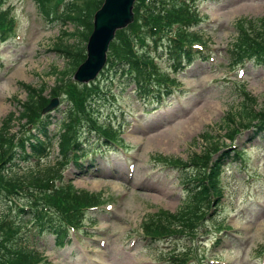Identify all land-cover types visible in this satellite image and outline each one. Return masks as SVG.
Returning a JSON list of instances; mask_svg holds the SVG:
<instances>
[{
  "label": "rangeland",
  "instance_id": "obj_1",
  "mask_svg": "<svg viewBox=\"0 0 264 264\" xmlns=\"http://www.w3.org/2000/svg\"><path fill=\"white\" fill-rule=\"evenodd\" d=\"M10 3L17 29L11 39L0 44V123L10 113L19 116L22 111L28 96L21 84L36 89L46 86L44 95L48 96L61 78L72 76L77 64L54 48L57 41L60 43L63 32L85 31L75 24L47 23L36 0H10ZM196 11L201 18L198 28L204 41L203 53L210 56V60L201 58L199 53L190 65L184 62L183 69L172 70L167 58H158L157 72L176 80L174 85H169L171 96L161 102L144 103L137 97L135 85L129 83L125 89H114L113 98L109 95L108 101L97 104L103 111L100 115L113 109L117 115L125 112L127 122L123 126L125 131H121L123 142L120 145L125 150L93 153L91 156L101 161L98 172L89 171L94 160L90 156L92 161L82 164L85 169L70 164L65 176L74 180L72 185L77 192L102 195L105 201L115 205L111 204V209L107 206L111 211L103 210L91 216L95 226L88 230L90 234L84 229L80 235L73 234V238L79 235L80 241L74 238L71 244L59 248L51 235L39 239L34 246L44 256L46 264H173L176 262L170 256L176 254H184L187 264H264V137L247 144L252 135L250 128L243 129L237 140L240 149L250 153L247 163L227 165L221 177L225 186L224 200L218 206L212 205L198 235L164 238L152 244L145 241L142 234V229L150 222L176 215L188 198L180 181L195 167L177 170L169 166L165 158L181 159L185 163L204 153L203 133H210L221 142L226 134L227 115L239 116L245 98L254 100V110L264 108V67L255 62L237 70L235 63L230 62L228 51L237 38L236 24L240 20L264 17V0H197ZM71 37L66 45L86 50L87 42L80 34ZM139 53L143 59L150 58L151 63L145 48ZM110 55L114 56L113 51ZM115 68L116 62L104 77L98 76L96 80L101 78L100 83L105 88L115 87L119 83L112 75ZM160 87L166 91L165 84ZM61 99V111L53 113V129L67 110V104ZM204 106L214 107L215 111L202 115L187 134L182 131L179 124H185ZM133 117L139 121L136 127ZM153 122L158 125L151 131ZM21 127L15 124L13 133L20 131L19 137L24 138L32 127L26 125L20 130ZM153 133L173 138L174 146L166 140L160 141L165 144L147 147ZM222 141L227 145L224 139ZM58 158L59 151L54 145L51 156L42 165L52 164ZM134 161L139 162V175L129 180L126 171ZM20 165L19 173L30 167L29 171L37 169L36 165L25 162ZM94 165L98 166L97 161ZM157 187L163 189V194ZM123 192H128V196L122 198ZM119 197L122 199L118 200ZM7 206L0 202V219ZM12 209L16 211L13 206ZM165 211L163 215H156ZM173 223L177 225L176 221ZM168 227L171 230L170 225ZM104 240H108V253L100 249ZM132 241H136L133 248ZM163 260L166 262H161Z\"/></svg>",
  "mask_w": 264,
  "mask_h": 264
},
{
  "label": "trees",
  "instance_id": "obj_2",
  "mask_svg": "<svg viewBox=\"0 0 264 264\" xmlns=\"http://www.w3.org/2000/svg\"><path fill=\"white\" fill-rule=\"evenodd\" d=\"M1 1L3 0H0V35L5 40L13 31L14 16L10 8L6 11L1 9L3 4ZM103 1L36 0L39 10L47 23L54 24L62 22L65 26L67 23H70L77 25V27L82 26L87 31L63 32L60 43L58 41L56 43L57 47L54 50L72 59V63L80 62L74 56L78 52L80 54L83 48L81 49V46L78 45L80 48L75 49L73 48L75 45H66L68 38L80 34L83 37L82 39H88L93 29V16L100 9ZM171 1H173V5H169ZM61 5H63L64 9L63 13L59 15L56 9ZM190 12L191 9L187 5L186 7L182 4L177 6L174 0H138L135 7L136 18L144 19L145 25L149 28L152 36H155L153 29L156 28H159V30L166 28L165 32L172 33L174 24L179 23L178 27L180 28L177 29V33H179L180 37L172 35L168 39L167 35H165L163 41L164 44H168L166 54L170 57V61L175 62L177 66H181L184 59L186 61L188 60L189 63L193 59L192 54L184 50L183 44L186 42L183 40H187L190 43L202 40L201 32H187L189 26H197L198 24L197 21H194L191 25H188V23L193 21V17H198L195 11L192 13L193 17L190 16ZM236 28L237 38L231 44V48H229V55L232 54L236 64H241L244 57H250L251 59L255 57L258 64L264 67V17L243 18L236 24ZM120 36H122V42L115 51V58L119 61L116 74L127 77L126 81L128 84H134L138 95L146 99L153 95L152 87L154 84L151 79L154 74L144 67L141 69L139 63L133 62L132 44L137 41L142 42V39L140 36L133 38L131 35L125 33H121ZM183 56L184 59H182ZM176 65L173 64L174 67ZM62 80L60 79L58 85L53 88L51 98L53 96H60L62 87L59 84ZM22 87L27 91L28 98L23 104L19 116L16 113H11L0 123V202H4L5 199V202L11 204L9 194L14 193L16 190L24 189L27 190L26 192L31 193L29 191L31 187L40 190L41 195L39 197L37 196V198L41 199L36 200V202L34 201L33 207L35 209L28 214L19 210L24 216L18 222L12 221V223H8L7 212H2L0 219V264H42L43 256L33 247L36 242L33 233L39 235L44 233L51 234L55 237L56 246L64 247L70 244L69 233L65 226L72 223L80 224L77 221L82 220L81 217L72 216L71 213L83 215L84 209L100 204V199L88 192L85 194H77L72 191V186L52 185V183H56L52 178H59L61 176L62 171L59 167L63 163H58L59 165L56 167L55 165L43 166L40 162L37 163L36 170L32 169L24 175L21 174V176L14 174L8 178H4V168L7 162L11 161L13 157L14 159L9 164L15 162V157L27 158L26 154L18 147L16 155L13 156L15 154L16 144H18V138H20L18 132L13 133V128L15 124H18L22 126V130L26 125L34 124V118L40 121L35 127V131L38 134H30L29 140L26 143H22L21 147L22 150L27 146L30 147L31 156L29 159L41 161L44 157L48 156V152L51 151L54 142H57L61 155L68 161L72 158L86 156V151L83 150L82 145L78 142L81 134L78 123L75 121L77 118L80 119L81 113L79 111H90V113L97 111L94 105L95 99L93 101L91 100L92 95L102 100L105 98V92L100 87H91L89 89L87 87L79 88L72 86V89L66 93L70 106L68 107L67 113L64 114L65 117L59 123L58 131L54 134L52 133L53 130L50 129L53 125L52 118L48 117L49 120L42 118V110L50 102V98L42 96L46 91V86L40 87L41 93H37L36 89L25 84ZM253 103V99H244L239 116H234L233 114L232 116L238 120L240 126H244L245 128L249 127L248 124L261 120L256 125V130L257 128L259 129L257 133H260L264 131V108L260 109L261 112L257 113L253 108ZM227 120L228 123L226 124L225 130L229 137L230 134H234L235 130L237 132L239 127L237 128L230 119ZM95 123H97V118ZM204 137L210 140L209 145L212 148L219 144L218 140L209 134L204 135ZM231 154V151L222 154L220 161L212 167L213 177H217L222 162L229 160L228 158L231 157ZM207 156L208 153H205L204 157L195 156L191 160L196 164L198 162L206 164L205 158ZM165 160L178 166L184 164L181 159L165 158ZM196 166L195 174L191 176L187 173L182 181L184 185L193 184V186H199L197 184L199 181L201 186L198 190H196V187L188 190L189 196L186 206L178 215H168L164 220L159 217L153 222L154 224L150 222L144 228L147 234L152 237V240L156 236H165L170 233H176L178 230L183 232L186 222L199 220L201 213H204L205 208L210 205L209 187L206 186L207 183H210V180L207 178L203 180V170L199 169L201 167L200 165ZM212 183L215 185L214 181ZM53 209L55 210V216H47L46 213L52 212ZM165 213L166 211L156 215H163ZM175 221L177 222L176 227L179 229L174 231L169 230L168 226L170 225L171 229ZM18 235L20 236L18 237Z\"/></svg>",
  "mask_w": 264,
  "mask_h": 264
},
{
  "label": "water",
  "instance_id": "obj_3",
  "mask_svg": "<svg viewBox=\"0 0 264 264\" xmlns=\"http://www.w3.org/2000/svg\"><path fill=\"white\" fill-rule=\"evenodd\" d=\"M136 0H106L103 8L97 12L94 33L89 45V60L84 64L76 78L82 82L94 79L106 61V51L118 29L126 27L133 21V6ZM96 37V41H94ZM87 71V72H86ZM58 105L57 101L45 109L51 110Z\"/></svg>",
  "mask_w": 264,
  "mask_h": 264
},
{
  "label": "bare ground",
  "instance_id": "obj_4",
  "mask_svg": "<svg viewBox=\"0 0 264 264\" xmlns=\"http://www.w3.org/2000/svg\"><path fill=\"white\" fill-rule=\"evenodd\" d=\"M96 41V37H95V39H94V41L93 42H95ZM214 109V107L213 108H211V107H209V106H204L203 108H200V109H198V111H200V112H196V113H194L192 116H191V118H190V120H188L187 122H185V124L184 123H182V125H181V123L179 124V126H180V128L182 129V131H184L185 130V132H186V134L188 133V131L190 130V129H192V128H194L195 127V125L193 124L194 122H196V121H198L201 117H202V115H204V114H210V113H213L215 110H213ZM161 122L163 121V120H160ZM157 125L158 124H156V123H151L150 124V129H151V131H153V130H156L157 129ZM193 125V127H191ZM178 126V127H179ZM167 140V143L168 144H171L170 146H174L173 145V143H174V139L173 138H170L169 136H167L166 134H164V133H159V134H155V133H153V136L149 139V141H148V143H147V147H154L155 145H157V144H165V143H162V142H160V141H166ZM140 157H143V154H141L140 155ZM138 161H134L133 162V166H132V168H129L128 169V171H126V176H127V172L129 173L130 172V170H131V174L132 175H134V178H136L137 177V175H139L138 173V169H137V167H138ZM157 189H158V191L161 193V194H163V192H162V188H158L157 187Z\"/></svg>",
  "mask_w": 264,
  "mask_h": 264
}]
</instances>
